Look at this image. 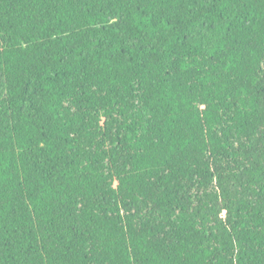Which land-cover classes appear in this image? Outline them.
Listing matches in <instances>:
<instances>
[{
    "label": "trees",
    "instance_id": "obj_1",
    "mask_svg": "<svg viewBox=\"0 0 264 264\" xmlns=\"http://www.w3.org/2000/svg\"><path fill=\"white\" fill-rule=\"evenodd\" d=\"M0 264H264V0H0Z\"/></svg>",
    "mask_w": 264,
    "mask_h": 264
}]
</instances>
